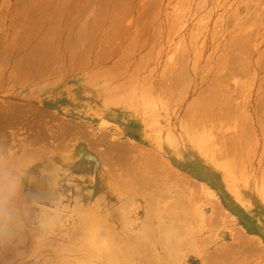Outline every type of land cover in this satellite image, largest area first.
Returning a JSON list of instances; mask_svg holds the SVG:
<instances>
[{
    "label": "rangeland",
    "instance_id": "rangeland-1",
    "mask_svg": "<svg viewBox=\"0 0 264 264\" xmlns=\"http://www.w3.org/2000/svg\"><path fill=\"white\" fill-rule=\"evenodd\" d=\"M263 146L264 0H0V264H264Z\"/></svg>",
    "mask_w": 264,
    "mask_h": 264
},
{
    "label": "clouds",
    "instance_id": "clouds-1",
    "mask_svg": "<svg viewBox=\"0 0 264 264\" xmlns=\"http://www.w3.org/2000/svg\"><path fill=\"white\" fill-rule=\"evenodd\" d=\"M18 188V177L0 174V243L11 240L21 227L14 206Z\"/></svg>",
    "mask_w": 264,
    "mask_h": 264
},
{
    "label": "bare ground",
    "instance_id": "bare-ground-1",
    "mask_svg": "<svg viewBox=\"0 0 264 264\" xmlns=\"http://www.w3.org/2000/svg\"><path fill=\"white\" fill-rule=\"evenodd\" d=\"M249 8H250V7H249ZM249 68H250V67H249ZM184 71H185V70H184ZM181 72H182V71H181ZM177 73H178V72H177ZM185 73H186V72H185ZM185 73H184V72H183V73H178V74H179L178 79H180L182 82H183V79L186 77ZM143 75H144V74H143ZM173 75H176V74H173ZM184 76H185V77H184ZM188 77H189V76H188ZM187 79H188V78H187ZM187 81H188V80H187ZM175 82H176V81H175ZM177 82H179V81L177 80ZM183 83H184V82H183ZM185 83H186V82H185ZM181 84H182V83H181ZM173 85H174V84H173ZM176 86H178V84L175 85V86H173V88L176 87ZM238 86H239V85H238ZM242 87H243V86H242ZM173 92H174V91H173ZM175 97H176V96H175ZM179 97H180V95H179ZM179 101H180V99H179ZM195 115H196V114H195ZM197 116H198V115H197ZM255 116H256V115H255ZM197 119H198V117H197ZM197 119H196V120H197ZM242 129H243V127H242ZM237 130H238V129H237ZM250 131H251V130H250ZM254 144H255V143H254ZM237 145H238V144H237ZM254 146H255V145H254ZM249 147H250V146H249ZM263 147H264V146H263ZM131 148H132V147H131ZM138 148H139V147H138ZM68 149H69V148H68ZM128 149H129V148H128ZM128 151L130 152V150H128ZM131 151H132V150H131ZM34 152H35V151H34ZM29 153H30V152H29ZM31 153H32V151H31ZM130 153H131V152H130ZM35 154H36V153H35ZM125 156H126V155H125ZM127 156H129V155H127ZM31 157H32V156H31ZM246 159H248V158H246ZM124 160H126V158H124ZM138 160H139V159H138ZM26 162H27V160H26ZM137 164H138V163H137ZM244 164H246V162H245ZM126 165H127V164H126ZM7 167H8V166H7ZM10 167H12V166H10ZM239 167H240V166H239ZM131 168H132V167H131ZM16 169H17V168H16ZM127 169H128V167H127ZM127 169H126L125 171H127ZM132 169H133V168H132ZM10 170H12V168H11ZM109 171H110V170H109ZM128 171H129V169H128ZM162 171H163V170H162ZM9 172H10V171H9ZM113 172H114V171H113ZM130 172H131V171H130ZM108 174H111V173L108 172ZM113 174H114V173H113ZM123 174H124V173H122V176H123ZM128 174H129V173H128ZM111 175H112V174H111ZM112 176H113V175H112ZM112 176H111V177H112ZM125 176H127V174H126ZM132 176H133V174H132ZM155 176H156V175H155ZM123 177H124V176H123ZM114 178H115V177H114ZM117 178H118V177H117ZM130 178H131V177L129 176V180H130ZM134 178H135V177H134ZM131 179H132V178H131ZM135 179H136V178H135ZM157 179H158V178H157ZM157 179H156V180H157ZM114 180H116V179H114ZM133 180H134V179H133ZM30 181H31V180H30ZM88 181H89V180H88ZM117 181H118V180H117ZM31 182H32V181H31ZM118 182H119V181H118ZM126 182H130V181H126ZM131 182H133V181L131 180ZM131 182L128 183V184H129V185H130V184H133V183H131ZM142 182H144V181H142ZM40 183H41V182H40ZM30 185H31V184H30ZM43 185H44V184H43ZM134 185H135V184H134ZM149 185H150V183H149ZM35 186H36V184H35ZM139 186L141 187L140 184H139ZM145 186H146V185H144L143 187H145ZM43 187H44V186H43ZM143 187H141V188H143ZM26 188H27V187H26ZM41 188H42V187H41ZM149 189H150V188H149ZM42 190L44 191V189H42ZM36 191H37V190H36ZM40 191H41V190H40ZM40 191H39V192H40ZM190 191H191V190H190ZM33 192H34V191H33ZM40 193H42V192H40ZM149 193H150V192H149ZM183 193H184V192H183ZM27 194H28V193H27ZM37 196H38V195H37ZM151 196H152V195H151ZM153 196H154V195H153ZM153 196H152V197H153ZM184 196H185V194H184ZM178 198H179V197H178ZM207 198H208V197H207ZM207 198H206V199H207ZM149 199H151V198H149ZM152 199H154V198H152ZM165 200H166V198H165ZM150 201H151V200H150ZM179 201H181V200H179ZM212 201H213V199H212ZM152 202H153V201H152ZM154 202H155V201H154ZM154 202H153V203H154ZM184 202H185V201H184ZM213 203H214V202H213ZM178 204H179V203H178ZM184 204H185V203H184ZM215 204H216V203H215ZM215 204L212 205V203H211L212 207H213ZM216 205H217V204H216ZM216 205L214 206V207L216 208L215 211H216L217 213H220L221 211H220V210H219L220 212L217 211V206H216ZM150 206H152V207L154 208V206H156V204H150ZM88 207H89V206H88ZM214 207H213V208H214ZM220 208H221V207L218 205V209H220ZM222 210H223V209H222ZM190 211H191V210H190ZM212 211H213V212L210 213V214H213V213L215 212L214 210H212ZM222 212H223V211H222ZM217 213H216V214H217ZM222 214H223V213H222ZM190 215H191V214H190ZM213 215L216 216L215 213H214ZM213 215H211V216H213ZM220 215H221V214H220ZM220 215H219V216L217 215V218L220 217ZM202 216H203V215H202ZM211 216H209L208 219H212ZM214 216H213V218H214ZM168 217H169V216H168ZM198 217H199V216H198ZM210 217H211V218H210ZM215 218H216V217H215ZM217 218H216V219H217ZM97 219H99V218H97ZM208 219H207V221H210V220H208ZM100 220H101V219H100ZM213 220H214V219H213ZM97 221H98V220H97ZM214 221H215V220H214ZM217 221H218V220H217ZM199 222H200V221H199ZM160 223H161V222H160ZM100 227H101V226H100ZM172 227H173V226H172ZM104 228H105V227H104ZM110 228H111V227H110ZM199 228H200V227H199ZM232 228H233V227H232ZM197 229H198V228H197ZM101 231H102V233H104L103 231H106V230H101ZM181 231H182V230H181ZM16 232H17V231H16ZM99 233H100V232H99ZM102 233H101V234H102ZM170 233H171V232H170ZM179 233H180V232H179ZM181 233H184V232H181ZM104 234H105V233H104ZM184 234H185V233H184ZM184 234H183V235H184ZM17 235H18V234H17ZM25 235H26V234H25ZM90 236H91V235H90ZM116 236H117V235H116ZM163 236H164V235H163ZM105 237H106V235H105ZM119 237H120V236H119ZM160 237H161V236H160ZM211 237H212V236H211ZM243 237H244V236H243ZM245 237H246V236H245ZM23 238H24V237H23ZM60 238H61V237H60ZM116 238H117V237H115V239H116ZM168 238H169V236H168ZM168 238L166 239V242H165L166 244H167L168 242H171V239H170V238L168 239ZM208 238H209V237H208ZM212 238H213V237H212ZM246 238H247V237H246ZM16 239H17V238H16ZM51 239H52V238H51ZM88 239H89V238H88ZM104 239H105V238H104ZM118 239H119V238H118ZM162 239H163V238H162ZM57 240H58V239H57ZM106 240H107V238H106ZM116 240H117V239H116ZM119 240H120V239H119ZM119 240H117V241H119ZM154 240H155V239H154ZM164 240H165V238H164ZM164 240H163V241H164ZM167 240H170V241L167 242ZM89 241H91V240H89ZM121 241H122V240H121ZM160 241H161V240H160ZM160 241H159V239H158V243L161 244ZM206 241H208V240H206ZM16 242H18V240H17ZM104 242L108 243L107 241H104ZM111 242H112V241H111ZM165 243H164V246H166ZM156 244H157V243H156ZM162 244H163V243H162ZM162 244L160 245L161 247L163 246ZM5 245H6V244H5ZM109 245H110V244H109ZM157 245H158V244H157ZM168 245H169V244H168ZM3 246H4V245H3ZM11 246H12V245H11ZM13 246H14V245H13ZM120 246H121V245H120ZM120 246H119V247L116 246L115 248H113V247H111V245H110V246H109L110 248L107 247V248H109L107 251H108L109 257L111 258V259H110V264H111V263H113V264H118V263H115V262H117V260H118L119 258L121 259V257H122L123 255H125V252H127L128 249L125 250V247L122 249V247L120 248ZM130 246H131V245H130ZM149 246L151 247V245H149ZM164 246H163V247H164ZM49 247H50V246H49ZM105 247H106V246H105ZM163 247H162V248H163ZM2 248H3V247H2ZM2 248H1V249H2ZM14 248H15V247H14ZM89 248H90V247H89ZM186 248H187V247H186ZM5 249H6V247H5ZM12 249H13V248H12ZM91 249H92V248H91ZM163 249H164V248H163ZM248 249H249V248H248ZM250 249H251V248H250ZM253 249H254V248H253ZM261 249H262V248H261ZM214 250H215V249H214ZM228 250H230V249H227V251H226L227 253H229ZM4 251H5V250H4ZM129 251H130V250H129ZM154 251H156V250H154ZM218 251H219V252H220V251L223 252V251H222V248H221V250H218ZM261 251H262V250H261ZM13 252H14V251H13ZM46 252H47V251H46ZM92 252H93V251H92ZM101 252H102V251H101ZM226 252H225V253H226ZM230 252H231V251H230ZM3 253H4V252H3ZM11 253H12V252H11ZM60 253H61V252H60ZM85 253H86V252H85ZM85 253H84V254H85ZM94 253H96V252H94ZM162 253H163V252H162ZM162 253H156V254H155V252L153 253V255L155 254L154 257H155V261H156V262H158V260H160V254H162ZM239 253H240V252H239ZM258 253H259V252H258ZM14 254H15V253H14ZM52 254H53V253H52ZM87 254H88V253H87ZM91 254H92V253H91ZM96 254H97V255L99 254V253H98V250H97V253H96ZM103 254H104V253H103ZM120 254H121V257H120ZM211 254H212V252L209 254V256H210ZM221 254H222V253H221ZM229 254H231V253H229ZM236 254H237V253H236ZM256 254H257V253H256ZM80 255H81V254H80ZM92 255H93V254H92ZM92 255H91L89 258H91ZM97 255H96V256H97ZM100 255H101V253H100ZM153 255H152V256H153ZM168 255H169V254H168ZM168 255H167V256H168ZM213 255H214V256H213ZM213 255H211L212 258L209 257V258L212 259V261H211V259H210L211 263H212V262H215V261L219 258V257H217V252L214 253ZM215 255H216V256H215ZM233 255H234V254H233ZM233 255H232V256H233ZM10 256H11V255H10ZM55 256H56V255H55ZM73 256H74V255H73ZM76 256H77V255H76ZM88 256H89V254H88ZM98 256H99V255H98ZM162 256H163V259H165V258H164L165 255L162 254V255H161V258H162ZM170 256H171V255H169V257H170ZM206 256H207V255H206ZM226 256H227V254H226ZM228 256H229V255H228ZM69 257H70V256H69ZM84 257H85V256H84ZM204 257H205V256H204ZM214 257H215L216 259H215ZM75 258H76V257H74V262H76L75 260L77 259V258H76V259H75ZM94 258H96V257H94ZM94 258H93V259H94ZM100 258H101V257H100ZM100 258H99V259H100ZM213 258H214V261H213ZM225 258H226V257H225ZM225 258H224V260H225ZM238 258H239V257H238ZM68 259H69V258H68ZM70 259H72V258H70ZM82 259H83V256H82ZM82 259H79V260H82ZM101 259H102V258H101ZM104 259H105V258H104ZM219 259H220V258H219ZM231 259H232V258H231ZM239 259H241V256H240ZM79 260H78V261H79ZM91 260H92V258H91ZM108 260H109V258H108ZM122 260H123V259H122ZM150 260H151V259H150ZM220 260H221V259H220ZM86 261H87V260H86ZM86 261H85V262H86ZM95 261H96V260H95ZM99 261H100V260H99ZM163 261H164V260H163ZM4 262H5V261H4ZM65 262H66V261H65ZM67 262H70V261L68 260ZM67 262H66V263H67ZM71 262H72V261H71ZM71 262H70V263H71ZM80 262H81V261H80ZM80 262H77V263L79 264ZM82 262H83V261H82ZM89 262H90V261H89ZM125 262H126V261H125ZM156 262H155V263H156ZM159 262H160V261H159ZM159 262H158L157 264H159ZM208 262H209V261H208ZM216 262H218V260H217ZM216 262H215V263H216ZM220 262H222V261H219L218 263H220ZM1 263H2V261H1ZM92 263H93V262H92ZM95 263H96V262H95ZM122 263H123V261H122ZM130 263H131V262H130ZM83 264H84V263H83ZM88 264H90V263H88ZM120 264H121V263H120ZM151 264H154L153 261H152ZM222 264H223V263H222Z\"/></svg>",
    "mask_w": 264,
    "mask_h": 264
}]
</instances>
